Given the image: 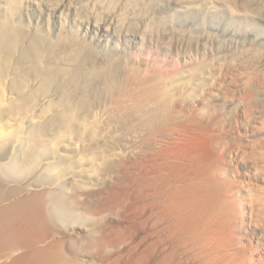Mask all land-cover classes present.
<instances>
[{
	"label": "bare ground",
	"instance_id": "1",
	"mask_svg": "<svg viewBox=\"0 0 264 264\" xmlns=\"http://www.w3.org/2000/svg\"><path fill=\"white\" fill-rule=\"evenodd\" d=\"M71 1L45 2L44 12L36 18L25 6L20 29L12 19L15 13L0 8V151H4L0 160L14 150L12 158L19 159L15 167L23 169L40 161L44 147L85 133V123L91 124L83 135L84 154L87 147L99 156L115 147L122 154L105 161L101 173L105 178L102 182L100 176L99 184L60 171L64 187L57 196L48 194L54 189L50 181L13 184V177L0 174V264H258L262 246L248 244L247 237L256 222L253 212L264 216V186L259 176L243 182L233 174V163L248 158L262 162L264 152L250 155L252 147L248 154L240 144L229 145V129L213 105L203 100L191 106L185 101L190 103L185 110L179 102L183 100L175 99L178 106L159 135L153 130V136H145L146 125L127 134L117 126L113 129L115 119L140 121L143 109L162 113L165 104L156 102L165 90L151 84L132 99L123 93L128 100L103 101L104 88L117 84L130 64L124 51L133 21L128 7L116 0H77L78 5H91L89 19L71 10L77 4ZM28 4L32 6L31 0ZM220 87L215 95L227 102L231 91ZM24 123L30 126L18 148L15 142ZM259 124L264 128V120ZM56 128L62 134H55ZM69 208L79 209L78 214L82 210L88 227L75 223Z\"/></svg>",
	"mask_w": 264,
	"mask_h": 264
},
{
	"label": "rangeland",
	"instance_id": "2",
	"mask_svg": "<svg viewBox=\"0 0 264 264\" xmlns=\"http://www.w3.org/2000/svg\"><path fill=\"white\" fill-rule=\"evenodd\" d=\"M29 1L30 0H0L1 9L6 8L8 13H15L12 14V19L15 22V25L17 27L19 26L18 29L25 24L23 22L22 15L27 6L28 11L30 9L33 10V8L38 10L36 13H33V11L30 10L33 18H36L41 15L40 12H44V3L49 2L50 0H31L32 6L28 4ZM75 2L77 3L76 5H74ZM115 2L117 5L125 4L128 7L127 15L131 17L130 19L133 21L132 26H128V29H130L128 31L130 38L128 36L126 40H128L127 43H129V46H127L124 51V56H126L125 58H127V62L130 63L127 64L132 65V67L128 65V69L126 68L123 72L124 75L119 77L120 80L117 79V84L115 83V85H109L107 86V89L104 88L102 91V98H100L102 100L104 99L103 101L106 99L107 101H117L116 99L119 98L118 101H120L123 98H126V96H124L126 94L123 95V93H127L129 96L131 95L129 98H133L138 91L140 93V91L144 88L156 84L159 85V87L161 85V89L165 90V92H163L165 95L163 93L161 97H159V95L158 97L160 99L158 98L156 104H158V106L165 104V106L160 108L161 111L164 110V113L155 111L157 112L156 114L155 112L152 113L148 110V112H146V109H143V114L141 113L143 118L140 119V121H138L137 118H135L136 120L127 119L130 120L129 122L127 120L120 122L121 120L115 119V121L111 124V127L114 125V129L115 126H117L119 129L117 127L116 128L118 130H124L122 132L127 134L129 131H136V129L139 130L140 127H144L146 125V132L144 133L148 134L145 136H153V130L158 132L154 135H159V133H162L165 128L163 124H168L169 117L173 115V112L171 113V111H173L175 106H178V101H175V99L183 100L179 102H181L182 105L185 104V110L193 105L194 102L203 100L206 101V103L213 105L214 109H216L215 112L217 114L219 112L221 115L220 116L218 114L220 119L224 121L225 126L230 131L229 135L226 137L229 145L240 144L242 150L245 149L247 153L251 147L252 149L249 150V153L251 151L264 152V128H259V123L264 120V0H116L114 3ZM70 3L74 5H71L73 9L72 7H70V9L75 12L78 11L83 18L85 17V19H89L90 17H93L90 13L94 12L91 5L86 4V2H80L79 6L77 0H74V2L72 0ZM14 4L18 7H15ZM83 5L84 7H81ZM87 5L89 6L88 8ZM75 6L77 8H75ZM83 11L86 13L88 12L87 18L86 15H84L86 13ZM11 14H6V16L9 17ZM80 14L78 16H80ZM8 19L10 20L11 17ZM133 42H135L134 46H132ZM107 52L110 53L111 51L107 50ZM128 72L131 74H128ZM134 74L137 75L138 80L135 79L136 77ZM246 79L249 80V84L246 83ZM137 81H139V83ZM220 86L222 88L228 86L227 88L231 91L229 92L231 98H229L227 102H224L222 97L218 94V96L215 95L219 92L216 89H219L218 87ZM109 87L112 88L110 89ZM105 89L107 93H104ZM129 90L133 94H131ZM168 91L171 95H169ZM128 99L126 98V100ZM169 99L170 102L168 105L167 101H169ZM153 100H155V98L152 97V101ZM185 101H190L191 104L186 103ZM184 106L182 107L184 108ZM244 109L246 110L245 112H243ZM247 110L248 113H246ZM151 114H155L152 115L154 117H152ZM158 114H160L159 118L157 116ZM161 115L162 118H160ZM155 117L158 119H154ZM171 119L172 118H170V120ZM90 124H84L82 133H85L81 135H77L78 133L71 134L66 139L64 137L63 141L58 146L53 145L55 147H44L46 150L42 149L41 156L39 157L40 161L38 160L39 162L36 161L23 169L15 167L19 159L17 155H14L12 158L14 150L10 153L7 152L4 160H0V174L3 173L4 177L7 176V178L13 177V184H20L22 183L20 180L26 181L29 179V183L36 179L38 180L36 182H39V184L50 181L53 183L52 188L55 189L50 190L52 193H48L51 196H57L58 194L63 193L60 190L64 187V183L60 181L64 173H68L67 175L70 177L73 176V173H78L76 178H78L79 181L80 179H88V181L90 180L94 183L103 182L105 177H102L101 173L104 171L103 169L107 164L105 161L112 158L118 159L121 157L122 153L120 154L119 152H122V150L120 147H115L110 150L112 153L109 151L107 153H102V155L99 156V154L95 153V151H91L92 147H89L90 151L87 147L88 152H85L86 154H84L82 152V148L84 147L83 138H85V136L83 135L88 134ZM28 126H30L29 123H24L19 127L20 131L18 132V135L20 134L21 136L16 139L17 141L15 142V146H19L18 148L23 145L21 138L25 136V133L27 132L26 127L28 129ZM14 127L15 129L18 128L16 126ZM129 127L133 129L130 130ZM161 129L163 130L160 131ZM55 130L57 132H55ZM59 131L60 130L58 128L54 129L55 134ZM120 131L118 132L120 133ZM59 134L62 133L59 132ZM101 135L104 136V132H102ZM84 140L86 141L89 139ZM91 141L94 143L92 139L89 140L90 143ZM94 141L96 140L94 139ZM247 145L249 147L248 149H246ZM115 149L117 150L116 152ZM51 151L53 152L51 153ZM3 152V150L0 151V156ZM114 152L118 153L115 154ZM118 154L120 156H118ZM7 155H9L8 158H6ZM247 160L248 161L245 160V162L240 159L236 161V163L234 162L233 172H235L233 174L241 177L243 182H247L248 179H256L259 176L257 179H259V183H262V186H264V169L258 174L254 172V169L259 165L264 166V160L262 162L256 158H248ZM13 168H16L17 170H14ZM64 169H66L67 172L66 170L64 171ZM252 170L254 174L249 173ZM23 172H26V174ZM246 173L247 175H245ZM250 174H252L251 176H255L249 177L248 175ZM92 175L93 177H91ZM97 175L99 176V179L97 178ZM100 176L103 180H101L102 178ZM68 210L70 215L75 214V217L73 215L74 220L77 219L75 220V223L81 222L84 226L89 224V220L87 218L84 216L83 218L82 215L80 216L82 210L80 214H78L80 212L79 209H77L78 212L73 211L71 208ZM74 210L76 209L74 208ZM252 217L256 222L255 225H250L249 235H251L247 237L249 240H247V243L258 242L262 246L261 258L259 259L258 264H264V216L259 217V213L255 211L253 212ZM86 219L88 221H86Z\"/></svg>",
	"mask_w": 264,
	"mask_h": 264
}]
</instances>
